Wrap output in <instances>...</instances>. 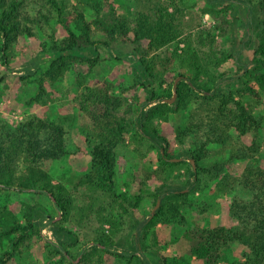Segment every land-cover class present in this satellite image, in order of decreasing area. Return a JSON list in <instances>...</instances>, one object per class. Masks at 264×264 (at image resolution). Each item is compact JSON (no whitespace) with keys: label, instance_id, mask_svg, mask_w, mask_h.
Here are the masks:
<instances>
[{"label":"trees","instance_id":"16d2710c","mask_svg":"<svg viewBox=\"0 0 264 264\" xmlns=\"http://www.w3.org/2000/svg\"><path fill=\"white\" fill-rule=\"evenodd\" d=\"M38 1L46 12L39 10L36 15L28 0H0V60L6 66L11 64L21 38L37 39L41 31L47 36L40 56L28 68L34 73L21 77L25 80L40 75L38 93L31 103L48 104L51 97L46 84L63 81L75 65L98 66L101 48L112 55V45L127 44L132 46L127 57L136 69L133 85L141 87L147 99L140 105L135 95L130 103L117 95L109 82L89 86L76 78L74 103L90 121L85 136L92 146L91 169L75 185V190L87 191L82 205H77L74 193L62 183L55 184L51 176L54 162L67 154L68 129L74 119L55 121L32 115L14 127L0 122V264L21 256L47 224L53 229L57 246L48 242L46 246L61 259L75 261L68 249L80 244V235L64 227L74 214L79 225L99 224L93 239L83 244L87 249L81 253L79 264H99L103 254L127 264H153L144 254L164 247H170L176 257L170 259L157 252V264H189L192 259L196 264H220L224 251L235 243L243 246L244 252L232 264H264V168L260 166H246L234 180L250 195L249 200L232 202L230 214L237 221L235 227H195L171 239L167 233L169 227L184 226L183 209L188 205L189 191L195 189L194 184L172 189L170 182L179 180L182 172H192L197 184L207 174L216 178L223 173V166L210 169L203 164L211 143L224 146L235 137L252 135L251 145L234 152L232 158L253 160L260 153L262 122L244 97L257 99L264 94V0H205L201 11L216 20L218 38L206 30L187 35L186 47L180 53L166 48L185 33L184 0H136L139 8L133 18L117 14L113 0ZM234 4L246 10L241 22L243 37L240 41L233 38L231 49L224 51L221 39L233 28L230 14ZM52 21L61 27L64 39H57L56 31L48 34L45 28ZM186 27L192 29V23ZM97 34L104 38H95ZM252 49V59L246 61L242 55ZM232 60L237 69L229 77L221 69ZM178 78L177 98L169 104ZM234 79H239L241 86L222 91L223 83ZM181 113L188 114L189 122L184 127L173 126L172 116ZM186 138L193 141L189 149L184 148ZM129 140L157 150L158 164L155 168L146 166L142 178L135 174L136 190L122 192L116 183L117 148ZM154 184L158 188L152 189ZM225 188L232 192L231 184ZM10 191L47 196L54 215L40 211L44 207L39 203L2 200ZM147 200L154 209L158 202L160 206L148 218L132 224L136 227L133 255L128 258L111 252L128 235L127 218L134 217ZM58 215L61 220L55 221ZM104 226H109V231Z\"/></svg>","mask_w":264,"mask_h":264},{"label":"rangeland","instance_id":"374dc122","mask_svg":"<svg viewBox=\"0 0 264 264\" xmlns=\"http://www.w3.org/2000/svg\"><path fill=\"white\" fill-rule=\"evenodd\" d=\"M30 6H33V11L37 15L39 10L46 12L41 7L38 0H28ZM75 3V0H73ZM117 14L127 18H133L139 8L136 0H113ZM207 3L205 0H184L181 7L182 18L185 22V33L176 42L171 43L166 49L170 52L177 50L179 53L186 47L184 38L187 35H194L204 30L212 32L218 38L216 20L210 14H203L201 9ZM245 8L239 4H234L233 11L230 14L233 22L231 32L221 39V49L228 51L231 49L233 38L238 41L243 37L244 28L241 22L245 20ZM89 18L92 17V11H87ZM188 23H192V29L186 27ZM48 34L56 31L57 39H64L65 34L61 27L54 21L49 26H46ZM97 39H102L104 36L97 34ZM47 40L46 34L38 32V38L32 39L23 37L19 44L15 47L13 56H11V64L6 66L0 60V122L5 123L9 127H14L18 122L26 117L36 115L40 118H49L51 120H59L65 117L74 119L72 128L68 129L67 136V154L59 161L54 162L51 168V176L55 184L62 183L75 195L77 205L85 203L87 191L85 188L75 190V185L78 180L87 174L91 169L92 164V146L87 143L85 130L90 126V121L85 118L80 112L77 105L74 103L76 96L77 81L85 85L95 86L104 81L114 85V91L117 95L126 98L130 103L134 96H139V104L142 105L147 99L146 92L140 87L136 88L133 85V79L136 74L135 64L127 56L132 52V46L127 45H112L111 51L106 48H101V63L95 68L90 69L85 65H75L69 70L64 80L56 83V85L46 84V91L49 92L51 100L46 105L30 100L37 95V79L40 75L22 80L21 77H27L34 73H29V66L35 62L40 56L41 45ZM253 49L243 53L242 57L246 61H251ZM44 68V67H43ZM236 64L232 60L225 64L221 72H227L228 76H234L236 73ZM228 78V77H227ZM242 82L239 79L228 80L221 86L222 91L235 90L241 86ZM244 102L253 110L254 115L261 120L262 127L260 129V153L253 160H236L232 158L234 152L243 147H249L252 142V135L247 137L234 138L233 142L226 145L210 144L207 147V155L203 162L207 168L214 166H223V173L214 178L213 175L207 174L201 183L195 182V177L192 172L185 175L182 172V177L179 180L171 181L168 185L170 188H185L194 184L195 189L190 190L188 205L184 207L183 214L185 221L184 226L174 225L167 230L169 238L180 236L184 231L195 227L211 228L216 226L235 227L237 221L230 214V208L234 200H249L250 195L240 186L236 185L234 180L238 179L243 170L248 165H255L264 168V94H260L259 98L253 99L250 96L244 97ZM136 116L132 117L135 120ZM189 122L187 113H181L171 118V124L175 127H184ZM134 133V132H133ZM184 148L192 147V139L186 138ZM175 144V143H174ZM175 147L177 144L174 145ZM185 149V150H187ZM186 159V158H185ZM158 164V151L149 150L148 146L138 143L134 140H129L125 145L117 148V188L122 192H133L137 189V179L134 176L142 178L145 167L152 165L154 168ZM192 171V170H191ZM231 184L232 192L226 191V186ZM158 188L157 184L152 185V189ZM10 198L15 201L26 202L30 204H41L44 208L42 211L47 216L54 215L55 209L47 196L40 194L20 193L10 191L5 193L2 200ZM154 210L151 201H145L141 208L135 211L134 217L127 218L126 230L128 235L123 237L115 247L111 248V252L122 254L130 257L133 255V245H135L136 224L137 220H144ZM73 219L67 221L64 227L73 233L80 235V244L68 249L69 252L76 257L63 260L61 257L52 252V247L46 246L47 242L53 246H57L54 238L53 229L47 224L41 230L39 237H34L30 247L21 256H16L9 264H79L81 253L87 249L83 244L91 241L94 236V230L99 225L97 222H92L91 225H79L76 223L78 217L74 214ZM61 216L58 215L55 221H60ZM49 225V226H48ZM128 228V229H127ZM106 231H109V226H104ZM64 243H67V238H64ZM167 258H175L176 253L169 248L154 249L149 251L144 256L153 264H157V253ZM244 252L243 246L235 243L231 248L224 251V259L220 264H232V262L240 260ZM141 258V257H140ZM99 261V260H98ZM99 264H127L123 259L112 257L111 255L103 254ZM189 264H196L195 260H190Z\"/></svg>","mask_w":264,"mask_h":264},{"label":"water","instance_id":"95a60500","mask_svg":"<svg viewBox=\"0 0 264 264\" xmlns=\"http://www.w3.org/2000/svg\"><path fill=\"white\" fill-rule=\"evenodd\" d=\"M180 80H181V79L178 78V79L176 80V82H175V89H174L175 91H174L173 98L170 99V100H167L169 104H173V103L175 102L176 98H177L176 87H177V84H178V82H179ZM179 160H180V159H177L176 161H179ZM191 162H192V164L194 165V162H193V161H191ZM159 206H160V202H158V204H157V206L155 207V209L153 210L152 214L155 213V211L159 208Z\"/></svg>","mask_w":264,"mask_h":264}]
</instances>
